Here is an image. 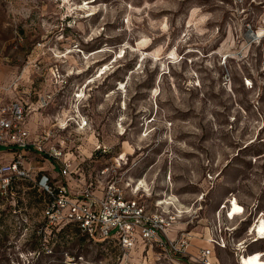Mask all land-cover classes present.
<instances>
[{
    "label": "rangeland",
    "instance_id": "rangeland-1",
    "mask_svg": "<svg viewBox=\"0 0 264 264\" xmlns=\"http://www.w3.org/2000/svg\"><path fill=\"white\" fill-rule=\"evenodd\" d=\"M21 73L37 128L76 108L89 119L67 122L71 178L111 165L122 186L143 182L147 201L182 211L175 226L221 236L218 264H264V0H0V84ZM14 190L30 225L0 201V264H120L114 239L43 225L42 195ZM146 250L137 239L127 264H169Z\"/></svg>",
    "mask_w": 264,
    "mask_h": 264
},
{
    "label": "built area",
    "instance_id": "built-area-1",
    "mask_svg": "<svg viewBox=\"0 0 264 264\" xmlns=\"http://www.w3.org/2000/svg\"><path fill=\"white\" fill-rule=\"evenodd\" d=\"M49 97L39 96L35 104L45 106ZM30 104L21 97L0 100V147L12 151L9 160L0 162V201L7 202L9 210L19 215L25 225L30 223L24 213H20L17 206L15 208L13 200L15 185L20 181H25L42 195L39 217L43 225L71 223L88 236L114 239L122 252L120 264H127V253L137 239L141 241L142 248L157 251L156 260L179 264V259L184 258L185 264H211L208 259L210 248H199L196 255L189 254L190 237L184 225L176 227L174 236H169V228L181 218L182 211L160 205L158 200L153 203L147 201L142 191L134 189L135 186L128 189L127 183L122 186L111 165L101 168L97 178L88 179L70 193L62 182L72 173L75 161L66 157L70 153L64 151L69 148L67 142H70L67 139V122L71 123L72 130H83L89 126V119L80 115L76 108V113L68 119L65 117L63 122L59 114L52 115L48 124L32 133L27 128ZM107 150L108 147L98 141L93 144L95 152L105 153ZM45 159L57 164L58 178L51 177L41 167L39 161ZM104 173L107 178L99 179ZM95 187L100 188L99 196L93 194ZM232 216L230 211L226 213L227 219ZM207 242L211 247H224L223 238L219 235L208 237Z\"/></svg>",
    "mask_w": 264,
    "mask_h": 264
},
{
    "label": "crops",
    "instance_id": "crops-1",
    "mask_svg": "<svg viewBox=\"0 0 264 264\" xmlns=\"http://www.w3.org/2000/svg\"><path fill=\"white\" fill-rule=\"evenodd\" d=\"M23 79H25L22 75V73L15 79L16 82L14 83V86H12L11 88L10 85L12 83V81L10 83H8L7 85V88H5L3 85L0 84V100L4 101V100H8V99H11V98H14V97H21L23 98L21 95H20V92L18 90H15L16 86H21L23 85ZM1 81V79H0ZM19 88V87H18ZM19 94V95H18ZM24 99V98H23ZM31 103V102H29ZM32 105V103L30 104V106ZM33 110L32 108L30 109V111ZM31 119V118H30ZM49 120L50 117H48L47 119H45V121L42 123V125L44 123H46V121H48L49 123ZM47 123V124H48ZM40 125L39 128L42 126ZM46 125V124H44ZM37 126H35V123H31L30 120L27 121V128L30 130V132L32 133H36L39 131V128H37ZM71 154H67L66 157H71ZM12 155V151L10 148H4V147H0V162H4L6 160H9L10 157ZM73 159V157H71ZM41 167L46 170L47 173H49L51 175V177L53 178H58V166L55 162L53 161H50V160H43V161H39ZM76 164H75V161L72 163V169H71V172L72 173H75L74 172V168H75ZM64 186L67 188V190L72 193L74 192L75 190L79 189L81 187V185L83 184L82 182V179L81 178H76V177H73L71 178V176L69 177H66L64 181H62ZM100 188L98 187H95L93 188V194L96 195V196H99L100 195ZM178 225H174L172 226L171 228H169L168 230V234L169 236H174V230L175 228L177 227ZM188 233H189V237H190V245L188 247V252L189 254L191 255H196V252L199 248H210L211 249V254L209 255L208 259L210 261L211 264H218V261L216 259V256L214 255V248L215 247H211L209 245V243L207 242V236L205 234H199L197 232H193L192 230H188ZM255 250V249H254ZM149 251L148 249L145 251L146 254H147V260H149V255H148V252ZM256 253H258L257 251L255 253H251L252 256L253 254L256 255ZM251 256V257H252ZM146 255H144L143 258H145ZM243 260H244V264H246V261L244 259V257H242ZM237 262V260H236ZM172 263V262H171ZM196 264H199V263H196Z\"/></svg>",
    "mask_w": 264,
    "mask_h": 264
},
{
    "label": "bare ground",
    "instance_id": "bare-ground-1",
    "mask_svg": "<svg viewBox=\"0 0 264 264\" xmlns=\"http://www.w3.org/2000/svg\"><path fill=\"white\" fill-rule=\"evenodd\" d=\"M105 69H106V67L103 69V70H100V75L99 76H102L104 73H105ZM93 80H91V81H89L88 82V84L90 83V82H92ZM91 84V83H90ZM120 85V84H119ZM122 88V87H121ZM76 96V100H80V98H82L83 96H84V94H83V91L81 90L80 92H79V94H78V96L79 97H77V94H75ZM124 110V109H123ZM143 184V182H140L139 184H136L135 185V187H134V189L135 190H137L139 187H140V185H142ZM127 185H129V184H127ZM144 185V184H143ZM132 187V186H131ZM161 202H165V201H161ZM161 202H159V203H161ZM232 204H233V202H231V204H230V214L232 215L233 213H232V211H233V207H232ZM233 215H236V214H233ZM261 216V215H260ZM259 217V216H258ZM263 220V219H262ZM253 226V225H252ZM252 226H250V228H249V231H250V229L252 228ZM255 232V234H256V237H258V238H264V220L263 221H261L258 225H256L255 226V228L253 229V233ZM250 255H252V254H250ZM242 256H249L248 254H243V255H240L238 258H237V263L238 264H243V261H242ZM256 255H253L252 257H251V259L253 258V257H255ZM260 264H263L262 262L260 263Z\"/></svg>",
    "mask_w": 264,
    "mask_h": 264
},
{
    "label": "trees",
    "instance_id": "trees-1",
    "mask_svg": "<svg viewBox=\"0 0 264 264\" xmlns=\"http://www.w3.org/2000/svg\"><path fill=\"white\" fill-rule=\"evenodd\" d=\"M65 225H75V224H71V223H66ZM76 227L78 228V226L76 225ZM79 229V228H78ZM91 238H93V237H91ZM260 239H262V238H260ZM250 251H252V250H250Z\"/></svg>",
    "mask_w": 264,
    "mask_h": 264
}]
</instances>
